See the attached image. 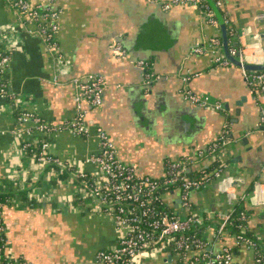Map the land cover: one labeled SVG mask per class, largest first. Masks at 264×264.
Here are the masks:
<instances>
[{
    "label": "crops",
    "instance_id": "1",
    "mask_svg": "<svg viewBox=\"0 0 264 264\" xmlns=\"http://www.w3.org/2000/svg\"><path fill=\"white\" fill-rule=\"evenodd\" d=\"M27 1L60 14L57 47L49 51L39 36L20 30L16 14L0 0V48L10 54L4 75L9 96L0 97V190L20 195L3 207L13 256L22 264H97L96 252L116 242L117 229L109 217L91 214L72 199L76 183L68 175L55 181L20 149L24 139H44L61 161L83 164L92 172L96 168L83 159L98 150L96 128L138 175L161 178L169 160L186 162L189 176L221 169V177L233 185L231 194L246 202L249 231L264 242V133L257 126L264 98L240 67L213 62L207 50L211 38H219L223 53L216 15L210 24L203 5L164 10L162 3L168 0ZM218 9L228 47L234 44L250 62L262 61L264 0H223ZM114 43L121 44L123 55L114 51ZM198 46L205 50L195 52ZM141 60L147 68L139 66ZM89 73L102 75L104 84L102 104L86 107L85 121L93 132L88 138L68 131L17 133L22 110H32L51 125L70 119L76 108L71 80ZM184 87L212 103L219 101L222 109L189 101ZM225 126L229 143L199 156V151L207 154ZM162 197L183 215L177 189ZM189 199L195 212L208 217L203 233L209 249L232 247L230 235L214 236L217 218L232 209L229 192H220L212 177ZM254 256L245 247H234L233 264H256ZM174 259L171 253L147 256L141 264H172Z\"/></svg>",
    "mask_w": 264,
    "mask_h": 264
},
{
    "label": "built area",
    "instance_id": "2",
    "mask_svg": "<svg viewBox=\"0 0 264 264\" xmlns=\"http://www.w3.org/2000/svg\"><path fill=\"white\" fill-rule=\"evenodd\" d=\"M16 14V24L26 33L39 36L49 51L57 47L56 33L58 30V17L60 10L50 6L31 5L27 0H4ZM154 1V0H152ZM216 7L223 4V0H212ZM203 5V11L207 22L215 24V14L206 0H168L162 3V8L167 10L175 5ZM0 31V35H1ZM219 38H211L207 44V50L212 60L218 65L231 64L220 49ZM229 54L235 57L241 64L246 55L233 47H228ZM113 49L118 55L125 53L119 43L113 44ZM203 46L195 48V52L201 53ZM260 62L253 63H264ZM250 62V61H248ZM139 66L147 68V61L141 60ZM10 65V54L0 48V97L9 96V87L4 79ZM247 82L264 98V71H246L240 67ZM145 77L150 79L151 73L145 70ZM104 78L100 74H85L71 80L75 89V111L73 116L59 125H51L40 118L32 110H22L17 120L21 128L17 133L31 135L38 132L42 135L51 132L68 131L76 136L89 137L93 133L86 124V107H98L102 104ZM186 99L201 106H212L217 110L222 109L219 101H210L209 97L199 96L187 87L182 89ZM84 104V105H83ZM264 133V107L260 108V117L257 124ZM94 135L97 139L98 150L86 155L83 163L92 165L96 170L87 172L79 169L71 162L61 161L52 154L49 144L44 139H24L20 149L31 155L38 168L47 171L48 176L54 177L60 182V175H68L76 183L75 195L80 204L86 205L85 210L91 214H103L110 218L117 229L116 242L108 247L98 250L95 254L97 264H141V259L147 256H159L171 253L175 257L172 264H233L234 247H245L254 252L256 264H264V242L258 238L248 237L244 234L248 216L241 212L237 225L239 232L229 233L231 225L230 211L218 217L219 224L214 229V236L221 238L224 235L233 237V246H222L216 251H211L207 240L199 227L207 222L208 217L202 216L192 209L189 199L193 190L204 187L210 178L218 182L220 192L227 193L233 206L237 200L236 195L231 194L233 185L228 178L221 177V169L208 173L200 171V178L191 177L187 173V163L184 161L169 160L165 166V173L161 178H153L147 175H138L134 168L121 162L115 154V149L108 135L100 128H96ZM226 126L217 139L208 147L207 154L199 151V156L212 154L219 148L229 143ZM171 189L179 191L180 204L183 215L176 212L164 201L162 195ZM29 199L33 194L28 193ZM13 201L10 196L0 197V264H22L15 258L9 249L6 238V227L3 220V207ZM233 201V202H232ZM264 203V200L262 201ZM209 227V226H205Z\"/></svg>",
    "mask_w": 264,
    "mask_h": 264
},
{
    "label": "trees",
    "instance_id": "3",
    "mask_svg": "<svg viewBox=\"0 0 264 264\" xmlns=\"http://www.w3.org/2000/svg\"><path fill=\"white\" fill-rule=\"evenodd\" d=\"M200 5H202V4H200ZM230 46L231 47L232 46L233 47H236L232 43L229 44V47ZM202 176H203V174L201 172H197L195 176H191V177L200 178ZM63 177H66V175L62 174V175L59 176L60 179H63ZM54 180L56 181V179H54ZM5 196H10L14 200V197H17V196H20V195H17V194L11 195L6 190L1 189L0 190V197L1 198H4ZM21 198H24V193H23V195H21ZM241 212H244L246 214V216L249 215V209H248V207L246 205V202H245V200L243 198H240L237 201H235V203L232 206V209L230 211L231 225L228 227V232L229 233H231V234L234 233L235 234V233L239 232V230L237 229V225L240 224V220L238 219V217H239V215H240ZM247 222H248V220H247ZM247 222H246V228L244 230V234L246 236H248V237L254 238L255 236L252 235V233L249 231V229L247 227ZM215 223H216V225H215L214 229L219 224L218 218H217V220H216ZM206 225L208 226L209 225V222H205V224L203 226L199 227L198 232L199 233H202ZM203 235H204V233H203Z\"/></svg>",
    "mask_w": 264,
    "mask_h": 264
},
{
    "label": "water",
    "instance_id": "4",
    "mask_svg": "<svg viewBox=\"0 0 264 264\" xmlns=\"http://www.w3.org/2000/svg\"><path fill=\"white\" fill-rule=\"evenodd\" d=\"M210 6L212 7L214 14L217 17L218 23L220 24V27L223 32V53L224 56L229 59L230 63L233 65H236L238 67H243L246 71H264V63H253V62H248L245 61L242 64L233 56L229 54V48H228V43H227V37H226V30H225V25L224 21L222 20L221 14L219 12L218 7L214 5L212 0H206Z\"/></svg>",
    "mask_w": 264,
    "mask_h": 264
},
{
    "label": "rangeland",
    "instance_id": "5",
    "mask_svg": "<svg viewBox=\"0 0 264 264\" xmlns=\"http://www.w3.org/2000/svg\"><path fill=\"white\" fill-rule=\"evenodd\" d=\"M71 163H72V162H71ZM72 164H75V163H72ZM76 166H77V168L79 167V169L83 168V164H77V163H76Z\"/></svg>",
    "mask_w": 264,
    "mask_h": 264
}]
</instances>
